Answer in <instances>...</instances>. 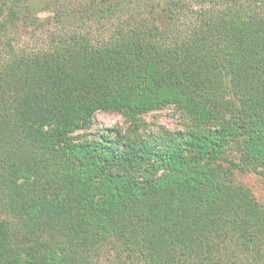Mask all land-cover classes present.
<instances>
[{"label":"trees","instance_id":"1","mask_svg":"<svg viewBox=\"0 0 264 264\" xmlns=\"http://www.w3.org/2000/svg\"><path fill=\"white\" fill-rule=\"evenodd\" d=\"M123 4L107 39L73 30L13 46L21 26L108 19ZM71 11L0 0V264H264V209L235 177L264 178V0ZM165 106L184 129L144 127ZM97 111L122 113L127 133L89 131Z\"/></svg>","mask_w":264,"mask_h":264},{"label":"rangeland","instance_id":"2","mask_svg":"<svg viewBox=\"0 0 264 264\" xmlns=\"http://www.w3.org/2000/svg\"><path fill=\"white\" fill-rule=\"evenodd\" d=\"M65 2L67 11H71L72 8L76 6L79 7L84 1L87 0H61ZM89 1V0H88ZM128 2V1H127ZM187 10L190 11L192 6H197L191 1L186 2ZM191 4V5H189ZM133 6V5H131ZM130 6V8H131ZM127 5L124 9V4L119 11L114 14H109L106 16L108 19L95 18L94 20H76L72 23L68 22H57L51 20L48 23H44L39 27L21 26L18 28V32L14 33V47L21 50H31L46 47L48 39L52 35V32L56 34L64 33L66 31H79L87 33L93 38L99 39L100 41L104 38L107 39L111 36L113 32V24L117 22L124 21V18L129 15L130 8ZM75 10V9H74ZM72 12V11H71ZM189 13V12H188ZM39 15L41 17L52 16V12L49 9L40 11ZM141 121L144 127L151 130L157 126H163L171 131H178L184 129L186 126V120L184 116L174 109L173 106H165L161 109L152 110L147 113L140 115ZM129 126L128 119L118 112H104L97 111L94 114L92 125L89 131L95 132L99 129L109 130L112 134L115 131H119L124 134L127 133V127ZM236 179L238 182L245 187L249 188L256 200L261 204L264 209V178L252 171L249 172H237ZM101 264H128L124 259V256H107L104 255L100 258Z\"/></svg>","mask_w":264,"mask_h":264}]
</instances>
